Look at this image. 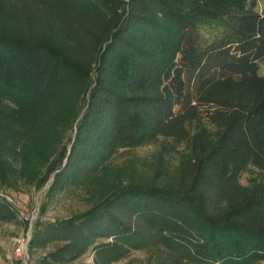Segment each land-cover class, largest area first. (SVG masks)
<instances>
[{"label": "trees", "instance_id": "1", "mask_svg": "<svg viewBox=\"0 0 264 264\" xmlns=\"http://www.w3.org/2000/svg\"><path fill=\"white\" fill-rule=\"evenodd\" d=\"M263 61L258 0H0V177L54 174L50 200L104 186L70 217L44 206L36 264L153 248V264H264ZM159 141L153 181L101 180ZM19 221L0 198V222Z\"/></svg>", "mask_w": 264, "mask_h": 264}, {"label": "rangeland", "instance_id": "2", "mask_svg": "<svg viewBox=\"0 0 264 264\" xmlns=\"http://www.w3.org/2000/svg\"><path fill=\"white\" fill-rule=\"evenodd\" d=\"M264 8V0H258V9ZM260 73L264 75V61L260 64ZM76 127V126H75ZM75 127L67 130L60 140L61 145L70 148L74 138ZM165 141L149 143L141 146L120 150L113 156L109 163V168L102 172L101 180L117 182L122 180H140L143 182L153 181L158 168V157L161 153L162 145ZM184 145L180 149H184ZM166 154H164V157ZM257 174V169L250 167L243 173L242 182L248 183V179ZM18 179L14 184H9L10 176L6 181L0 177V192L9 194L12 198L10 203L18 210L20 221L16 223L0 222V264H36V260L43 254L39 250L34 256H26L15 253L20 241L32 236L34 227L41 217V212L46 205V219H63L72 216L74 213L88 209L94 201L93 193L104 189L103 184L91 181L86 186L70 192H60L49 199V192L54 182V174L41 185L38 179L26 178L17 173ZM29 252V251H28ZM166 251L163 249H149L133 251L128 257L111 264H153L154 262L165 260ZM94 262L93 253L89 252L74 264H92Z\"/></svg>", "mask_w": 264, "mask_h": 264}, {"label": "built area", "instance_id": "3", "mask_svg": "<svg viewBox=\"0 0 264 264\" xmlns=\"http://www.w3.org/2000/svg\"><path fill=\"white\" fill-rule=\"evenodd\" d=\"M0 198L3 200H6L10 203V200H12L11 196L9 194H5L4 192H0ZM11 204V203H10ZM31 235L27 234V237L19 240L20 245L16 248L15 253L18 255L29 257V243H30Z\"/></svg>", "mask_w": 264, "mask_h": 264}]
</instances>
